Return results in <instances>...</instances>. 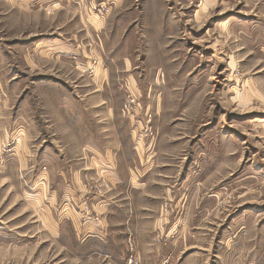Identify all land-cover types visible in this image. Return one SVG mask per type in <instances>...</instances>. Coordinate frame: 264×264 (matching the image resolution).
Masks as SVG:
<instances>
[{"label": "rangeland", "instance_id": "obj_1", "mask_svg": "<svg viewBox=\"0 0 264 264\" xmlns=\"http://www.w3.org/2000/svg\"><path fill=\"white\" fill-rule=\"evenodd\" d=\"M92 4L0 0V264H264V0ZM41 81L72 98L84 145L97 126L121 143L123 201L104 215L88 201L106 200L102 177L81 181L79 210L27 166L25 146H54Z\"/></svg>", "mask_w": 264, "mask_h": 264}, {"label": "crops", "instance_id": "obj_2", "mask_svg": "<svg viewBox=\"0 0 264 264\" xmlns=\"http://www.w3.org/2000/svg\"><path fill=\"white\" fill-rule=\"evenodd\" d=\"M47 1V0H40ZM88 4H92V0H86ZM133 0H123V8L127 7V4H131ZM85 5L84 3L82 4ZM93 5V4H92ZM138 8V6H136ZM144 11L147 7L150 9H156L158 11V2H149L143 4ZM133 11V12H132ZM129 17L125 16V21L123 17V34L127 32V26L125 22L135 23L134 31L139 25L136 21L135 10L132 8L129 11ZM141 23H144V16L141 17ZM141 25V24H140ZM142 26V25H141ZM135 34L132 30V34ZM125 36V35H124ZM123 41V70L127 69L128 61V49L130 43V35H126ZM56 48H59V42L53 44ZM144 51L141 54L140 60H145L148 54ZM137 53L136 55H138ZM137 57V56H136ZM39 102L44 104L45 110L40 109V117L47 120L45 125L41 128L40 132L43 136H48L54 141V146L50 145L43 148V141L48 138H41L40 152L36 158L32 157L31 149L28 151L25 146V160L29 159L30 171L40 165L38 173H36L39 180L48 182L55 178L56 182L59 183H70L71 188L69 189V194L71 198L75 199L78 209L82 210L83 206L80 204V200L86 197V190L82 187L81 181L90 179H98L102 177L104 180L109 182L110 188L105 191L103 195L106 200H101V196H92L88 194V201L92 209L95 211L97 209L101 210L102 215L106 214L105 209L111 208V203H115L118 200L123 201V187L121 183L123 182L121 176V169L119 168L118 155L121 150V143L115 142L111 138V130H108L106 126L103 127H93V134L97 140H93V145H84L79 137V128L74 126L72 122V117L64 112L63 106L65 103L72 102V98H68L67 95L60 92L57 87L49 85L47 82L41 81L40 85ZM45 87L46 89H44ZM96 115H94L95 117ZM112 115L110 111L105 112V119L111 120ZM63 137H59V136ZM94 138V139H95ZM50 147V148H49ZM52 151L54 154H47V152ZM46 151V152H45ZM51 159V161L45 162V159ZM117 162V165H116ZM26 166V165H25ZM43 167V170L41 169ZM120 170V171H119ZM74 194V195H73ZM102 196V197H103ZM81 205V206H80ZM98 211V210H97ZM79 224L81 225V230L92 234L93 236H103V229L101 226V221L90 220L88 218H78Z\"/></svg>", "mask_w": 264, "mask_h": 264}, {"label": "built area", "instance_id": "obj_3", "mask_svg": "<svg viewBox=\"0 0 264 264\" xmlns=\"http://www.w3.org/2000/svg\"><path fill=\"white\" fill-rule=\"evenodd\" d=\"M131 102H132V100H131ZM96 186V185H95ZM104 186L105 187H107V184H104ZM97 189H96V191H97V195H101L100 193H102V191H103V185L102 184H98L97 185Z\"/></svg>", "mask_w": 264, "mask_h": 264}]
</instances>
